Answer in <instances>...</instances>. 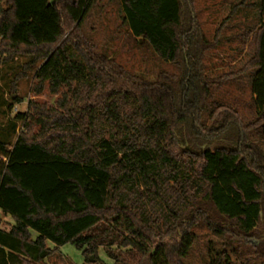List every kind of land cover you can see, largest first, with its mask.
<instances>
[{
	"label": "trees",
	"instance_id": "1",
	"mask_svg": "<svg viewBox=\"0 0 264 264\" xmlns=\"http://www.w3.org/2000/svg\"><path fill=\"white\" fill-rule=\"evenodd\" d=\"M97 1L0 0L1 62L28 57L38 95L74 85L57 109L29 101L2 129L0 210L15 224L0 228V264L40 263L48 242L89 263L103 249L114 264H184L200 228L223 240L208 264H237L232 241L264 257L251 242L264 218V29L249 75L254 120L215 103L204 118L208 43L190 0H117L130 34L180 69L155 82L85 34Z\"/></svg>",
	"mask_w": 264,
	"mask_h": 264
},
{
	"label": "rangeland",
	"instance_id": "2",
	"mask_svg": "<svg viewBox=\"0 0 264 264\" xmlns=\"http://www.w3.org/2000/svg\"><path fill=\"white\" fill-rule=\"evenodd\" d=\"M190 6L203 39L208 43L202 59L204 78L210 85V99L203 114L207 118L212 111V104L229 107L245 122L254 120L249 87V75L252 73L251 60L254 56L256 39L264 29V10L260 0H190ZM84 32L98 46L99 52L114 59L126 71L155 82L160 76L177 79L180 69L161 61L147 45L141 44L122 25L120 5L117 0H98L84 25ZM0 56V137L2 129L18 113L28 110V102L46 109H57L58 102L67 95L71 97L74 85L62 87L58 94H52L48 84L41 94L35 93L37 82L33 79L34 71L26 69L28 57H16L7 63L1 62ZM16 84V85H15ZM14 104L12 112L8 106ZM22 122H17V132L21 133ZM8 129V128H7ZM38 130V127L35 128ZM0 223L9 230L15 224L13 218L0 210ZM197 239L184 264H208V248H221L223 240L217 238L206 228L196 232ZM38 234L32 232V238ZM231 242V241H230ZM252 246L264 245V218L257 227V237ZM49 255L35 264H114L103 249L98 258L91 257V263L85 261L83 252L72 244L56 247L47 243ZM231 248L237 250V264H264V257L256 254L251 245L240 246L231 242ZM129 261V257H125ZM235 258V255H234Z\"/></svg>",
	"mask_w": 264,
	"mask_h": 264
},
{
	"label": "built area",
	"instance_id": "3",
	"mask_svg": "<svg viewBox=\"0 0 264 264\" xmlns=\"http://www.w3.org/2000/svg\"><path fill=\"white\" fill-rule=\"evenodd\" d=\"M0 228H1V223H0Z\"/></svg>",
	"mask_w": 264,
	"mask_h": 264
}]
</instances>
